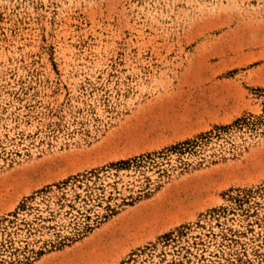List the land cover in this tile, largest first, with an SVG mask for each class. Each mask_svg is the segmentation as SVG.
Instances as JSON below:
<instances>
[{
	"label": "rangeland",
	"instance_id": "374dc122",
	"mask_svg": "<svg viewBox=\"0 0 264 264\" xmlns=\"http://www.w3.org/2000/svg\"><path fill=\"white\" fill-rule=\"evenodd\" d=\"M263 114L264 0H0V219L93 170L104 171L105 199L92 220L117 211L53 249L45 242L84 221L63 212L34 237L44 254L29 264H160L163 236L197 234L220 208L221 222L264 231V124L233 125ZM205 133L185 153L110 168ZM244 191L253 194L240 208ZM143 213L173 216L145 236L114 233Z\"/></svg>",
	"mask_w": 264,
	"mask_h": 264
},
{
	"label": "trees",
	"instance_id": "16d2710c",
	"mask_svg": "<svg viewBox=\"0 0 264 264\" xmlns=\"http://www.w3.org/2000/svg\"><path fill=\"white\" fill-rule=\"evenodd\" d=\"M263 122L264 114L251 115L238 119L233 125L256 129L264 124ZM233 125L218 127L216 129L217 136L226 133ZM210 136L211 133L201 134L195 139L173 145L164 151L119 161L112 164L110 168L119 172L131 167H139L142 163L145 165L148 162H155L157 157L166 156L169 153L178 152L182 154L195 149L201 142L209 139ZM102 172L104 171L93 170L46 188L29 199L30 202L34 203L41 196L42 200L39 203H36V205L22 203L20 210L0 219V264H29L32 254L36 257L43 255V250L34 251L35 240L33 239L37 235L44 234L45 231L56 230L60 225L58 224V217L63 212L67 216L71 215L74 219L80 217L84 221L80 227L75 229L74 235L62 237L59 233H56V239L53 242H45V244H51L53 249H61L78 241L115 214L117 211L111 205H108L105 209L110 214L97 215L94 221L91 217L94 207L102 204L105 199V189L97 185L98 181L102 179ZM252 194L253 191H244L239 195L236 200L240 208H243L250 201ZM124 204L132 205V203H126L125 201ZM227 210V208L213 210V216L219 215L218 222L215 225L200 226L202 231L197 234L192 235L188 231L191 227H186L163 236L162 239L166 249L158 255L160 257L159 263L254 264L257 259L264 257V231L257 232L255 225L250 222L243 229L221 222L219 218ZM21 211H25V213L22 214ZM245 216L246 219L256 217L251 213H245Z\"/></svg>",
	"mask_w": 264,
	"mask_h": 264
},
{
	"label": "bare ground",
	"instance_id": "6f19581e",
	"mask_svg": "<svg viewBox=\"0 0 264 264\" xmlns=\"http://www.w3.org/2000/svg\"><path fill=\"white\" fill-rule=\"evenodd\" d=\"M153 216L156 217L157 216V213H155V215H151L150 213H146V214L143 213V224L137 225L135 223V227L136 228L131 227V225H129V223L125 224L124 226L122 224V225L118 226L114 230V233H116V235H118L119 237H122L123 238V237H126V236L127 237L130 236V234H128V233L132 229L133 230L134 229H137V230H139L141 232L143 231L141 235L145 236V234L151 233V232L155 231L157 228H160L162 224H166L168 222V220L173 216V214L171 213V214H164L162 216L160 215L159 217L157 216L158 217V223L159 224L156 225V226H153V227H148L149 224L146 223V220L148 218H152Z\"/></svg>",
	"mask_w": 264,
	"mask_h": 264
}]
</instances>
